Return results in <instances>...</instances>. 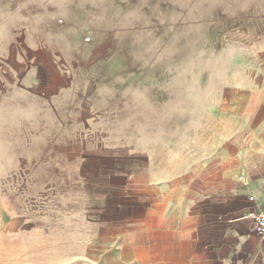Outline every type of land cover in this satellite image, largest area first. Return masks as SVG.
<instances>
[{"label":"rangeland","instance_id":"1","mask_svg":"<svg viewBox=\"0 0 264 264\" xmlns=\"http://www.w3.org/2000/svg\"><path fill=\"white\" fill-rule=\"evenodd\" d=\"M245 34L264 0H0V212L79 207L86 162L188 137Z\"/></svg>","mask_w":264,"mask_h":264},{"label":"crops","instance_id":"2","mask_svg":"<svg viewBox=\"0 0 264 264\" xmlns=\"http://www.w3.org/2000/svg\"><path fill=\"white\" fill-rule=\"evenodd\" d=\"M245 36L231 39L242 47L222 80L193 99L203 106L188 137L179 128L130 146L128 161L86 162L79 207L0 212V264H264L248 217L264 207V35Z\"/></svg>","mask_w":264,"mask_h":264},{"label":"built area","instance_id":"3","mask_svg":"<svg viewBox=\"0 0 264 264\" xmlns=\"http://www.w3.org/2000/svg\"><path fill=\"white\" fill-rule=\"evenodd\" d=\"M248 217L254 222L258 233L264 241V207L257 212H251Z\"/></svg>","mask_w":264,"mask_h":264}]
</instances>
